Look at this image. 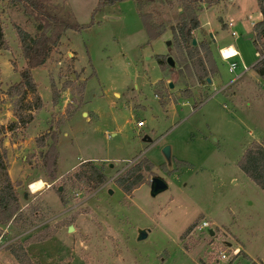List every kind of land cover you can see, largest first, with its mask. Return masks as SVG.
Here are the masks:
<instances>
[{"label":"rangeland","instance_id":"374dc122","mask_svg":"<svg viewBox=\"0 0 264 264\" xmlns=\"http://www.w3.org/2000/svg\"><path fill=\"white\" fill-rule=\"evenodd\" d=\"M56 1L82 27L67 30L32 69L37 92L20 110L19 96L7 93L26 65L16 26L35 33V21L0 0L7 41L0 50V146L23 214L0 221V264H264V189L239 165L249 147L264 144V78L253 69L264 55V38L254 42L257 0H222L199 12L195 38L208 42L219 70L201 83L180 65L169 28L149 40L134 0L103 8L99 0ZM169 14L175 22L176 7ZM228 44L237 53L226 59L221 47ZM54 143L55 165L45 159ZM145 158L152 170L125 192L116 180ZM87 160L104 170L118 165L90 189L74 177ZM154 176L168 184L156 196ZM3 178L0 171V185ZM37 179L45 187L33 192ZM205 220L210 227L199 229ZM141 228L150 231L138 240Z\"/></svg>","mask_w":264,"mask_h":264},{"label":"trees","instance_id":"16d2710c","mask_svg":"<svg viewBox=\"0 0 264 264\" xmlns=\"http://www.w3.org/2000/svg\"><path fill=\"white\" fill-rule=\"evenodd\" d=\"M10 1L18 4L23 13L35 21V33L29 32L20 25L16 26L26 65L19 70L20 80L11 85L7 93L19 96L17 102L21 110L27 94H35L37 92V83L34 80L32 69L47 61L60 44L61 38L67 30H79L82 26L70 8L56 0ZM118 1L123 0H99L98 7L103 8ZM134 1L141 14L149 40L152 41L158 38L169 28L181 54L180 65L183 68H187L191 75L194 74L199 83L206 82L210 76L213 77L219 73L217 62L212 56L208 42L202 40L194 44L193 39L196 37V30L201 26L199 12L204 8V5L213 6L222 0ZM257 4L262 17L253 24V30L256 34L255 44H258L264 38V0H257ZM175 7L178 15L175 22H171L168 17L170 15L169 10ZM6 48L5 32L0 21V50ZM157 61L161 67L164 66L165 60L162 54L157 55ZM14 68L18 70L16 64ZM253 69L257 75L264 78V56L253 65ZM156 94H159L157 89ZM37 99L38 102L34 106L35 109H39L42 106L40 98L38 97ZM16 114L20 115V112L18 111ZM22 121L26 123L23 118ZM50 131L51 128L47 130L48 133ZM51 147L54 150L52 152L49 151L45 155V159L47 158V161L55 165L58 159V151L55 148V143ZM6 155V151L0 146V171L4 175L3 183L0 185V221L2 222L9 221L11 218L17 220L20 216H23L22 212H19L18 194L7 172ZM239 165L259 187L264 189V144L255 143L249 147L241 158ZM78 166L79 168L75 171L74 177L88 184L90 189L98 188L108 179L106 170L97 166L92 160L84 161ZM152 168L153 163L145 158L130 167L116 181L125 192H132L144 181V173L150 172ZM49 171L54 176V171H51V169ZM190 229L191 227L188 228V231Z\"/></svg>","mask_w":264,"mask_h":264},{"label":"water","instance_id":"95a60500","mask_svg":"<svg viewBox=\"0 0 264 264\" xmlns=\"http://www.w3.org/2000/svg\"><path fill=\"white\" fill-rule=\"evenodd\" d=\"M252 36V35H250ZM248 37V36H247ZM171 41H168V44H170ZM193 43L194 44H197V39L194 38L193 39ZM167 63L171 66V67H174L176 64H175V60L173 59L172 56H168L167 57ZM211 79L208 78V82H210ZM169 86L170 87H173L174 84L173 82H170L169 83ZM162 153L165 157V161L167 162V164L169 166L172 165V159H173V155H172V147L171 145L169 144H166L163 146L162 148ZM116 165H118V161H115V162H109L108 163V168L106 169V172H110L112 168H114ZM168 188V184L167 182L161 177V176H154L152 179H151V183H150V193L152 196H156L158 193L166 190ZM59 191H62V187H59L58 189ZM110 193H112V190H109ZM73 227H71L72 229ZM150 229L148 228H141L138 230V235H137V239L138 240H143L145 239L147 236H148V233H149ZM210 234H214L213 230L211 229L210 230Z\"/></svg>","mask_w":264,"mask_h":264},{"label":"built area","instance_id":"2783aa9c","mask_svg":"<svg viewBox=\"0 0 264 264\" xmlns=\"http://www.w3.org/2000/svg\"><path fill=\"white\" fill-rule=\"evenodd\" d=\"M233 25V23L232 22H229V26H232ZM232 34L233 35H235V32L233 31L232 32ZM221 53H222V51H221ZM235 54H236V52L234 53V54H232V55H229V56H224V54L222 53V56H223V58H232L233 56H235ZM264 55H260V59L263 57ZM236 67V62H232L231 64H230V67H229V69L231 70V71H233L234 70V68ZM143 120H140V121H138L137 122V124L138 125H143L144 124V121L142 122ZM208 227H210V224H209V222L208 221H203L200 225H199V229H203V228H208ZM221 257H223V258H226V254L225 253H221Z\"/></svg>","mask_w":264,"mask_h":264},{"label":"bare ground","instance_id":"6f19581e","mask_svg":"<svg viewBox=\"0 0 264 264\" xmlns=\"http://www.w3.org/2000/svg\"><path fill=\"white\" fill-rule=\"evenodd\" d=\"M224 56H229L235 53V50L232 47H227L223 50H221ZM30 188L33 192H36L38 190H41L45 187V182L42 179H37L35 181H32L30 183Z\"/></svg>","mask_w":264,"mask_h":264},{"label":"crops","instance_id":"0c3cea01","mask_svg":"<svg viewBox=\"0 0 264 264\" xmlns=\"http://www.w3.org/2000/svg\"><path fill=\"white\" fill-rule=\"evenodd\" d=\"M260 13V12H259ZM261 17H262V14L260 13V19H261ZM258 21V20H257ZM256 22V21H255ZM254 22V23H255ZM253 23V24H254ZM224 26H226V24L224 25ZM227 47H232L234 50H235V52L237 53V49L235 48V46L233 45V44H228V45H225V46H222L221 47V50H223L224 48H227Z\"/></svg>","mask_w":264,"mask_h":264}]
</instances>
